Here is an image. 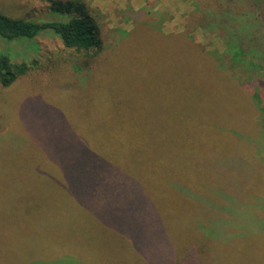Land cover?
Wrapping results in <instances>:
<instances>
[{
    "label": "rangeland",
    "instance_id": "374dc122",
    "mask_svg": "<svg viewBox=\"0 0 264 264\" xmlns=\"http://www.w3.org/2000/svg\"><path fill=\"white\" fill-rule=\"evenodd\" d=\"M53 1L0 0V12L34 22L80 14L74 5L69 12L55 9ZM72 2L82 3L85 13L95 16L105 45L119 42L128 34L127 44L121 49L119 45L108 49L110 67L106 65L105 69L96 62V67L81 68V54L64 47L48 29L32 39L0 37V55L29 65L9 85L0 84V151L24 157L22 160L31 166L36 162L53 165L43 155L50 149L55 150L52 154L57 162L90 164L96 163L93 149L104 145L99 140H113L111 136L116 134L117 141L109 146L125 148L124 157L159 191L166 216L184 210L173 198L177 194L170 183L178 181L186 187L193 179L185 146L190 149L206 143L205 127L211 128L208 123L215 117L238 125L243 115L240 101L230 90L232 82L218 70L207 69V62L176 44L180 35L159 38L147 29L133 28L141 17L151 26L157 25L161 33H180L188 24L187 12L192 3ZM235 4L241 7L239 2ZM249 6V0H242L243 9ZM191 34L205 50L221 45L218 36L203 27H196ZM53 177L58 185L55 191L11 193L9 188L8 195L0 185V264H166L172 240L189 235L185 223L177 222L171 228L164 218L159 223L153 212L109 206L114 199L110 196L98 197V208L91 202L90 207L63 213L66 206L57 195L62 191L58 183L61 178L58 174ZM255 189L263 191L264 180L248 179L242 193L237 194L247 200ZM197 194L206 195L202 186ZM226 194L234 195L231 191ZM201 209L205 214L203 204ZM185 212L190 217V210L186 208ZM261 217L264 219V215ZM135 228L139 231L135 238L120 239ZM211 230L220 238L226 236L227 228ZM258 230L253 236L229 235L228 241L233 242L226 250L217 251L210 264H264V229ZM205 239L197 242L207 248L212 238ZM190 240L177 242L190 248ZM139 241L147 248L145 255L131 248ZM181 247L177 245L176 254L182 253Z\"/></svg>",
    "mask_w": 264,
    "mask_h": 264
},
{
    "label": "trees",
    "instance_id": "16d2710c",
    "mask_svg": "<svg viewBox=\"0 0 264 264\" xmlns=\"http://www.w3.org/2000/svg\"><path fill=\"white\" fill-rule=\"evenodd\" d=\"M72 1L52 2L55 9L63 12H69L73 5L79 10L80 14L67 16L64 20L34 22L0 12V37L8 40L18 37L32 39L48 29L60 38L64 47L73 48L85 57L83 60L80 55L81 68L96 67L98 62L106 69V65H109L106 60L108 49L115 45L121 49V45L127 44L128 34L118 43L105 45L101 37V24L93 14L85 13L82 3ZM189 1L192 4L187 12L188 24L180 33H161L157 25L155 28L147 22L148 19L141 17L133 30L147 29V32L159 34V38L180 35L176 40L179 47L200 57L207 62L204 65L210 66L207 69L218 70L233 83L230 90L239 99L243 115L239 117L238 125L217 117L207 120L211 127H205L207 132L203 134L207 142L193 145L190 149L185 146L193 179L186 187L178 181L170 183L177 194L173 198L185 209L166 216L159 191L124 157L122 152L125 148L116 150L109 146L117 141L116 134H112L113 140L109 139L110 142L99 140L104 145H99L100 149H93L92 159L96 163L90 164L57 162L52 154L55 150L50 149L49 153L43 155L53 165L36 162L32 167L22 160L24 157L11 156L5 151L2 154L0 151V185L5 188L6 194H10L9 188L11 193L55 191L58 185L53 175L58 174L62 191L57 195L63 201L62 206H66L63 213L72 214L76 208L90 207L91 202L98 208L100 205L96 199L110 196L114 199L109 206L116 209L153 212L159 223L164 218L170 222L171 228L177 222L185 223L189 235L184 239L176 236L172 240V252L166 258V264H210L211 257L217 251L226 250L225 247L233 242L228 241L229 235L253 236L258 229H264V219L261 217L264 215V198H260L264 190H253V196L247 200L242 198V194H237L238 191L242 193L248 179L264 180V133L260 134L261 127L264 129V1L261 4V0H249L247 9L242 8V0ZM237 2L241 4L240 8L235 4ZM196 27L213 32L221 45L210 50L203 49L191 34ZM28 69L26 62H13L8 56L0 55V84L9 85ZM60 155L65 158L64 154ZM200 186L205 196L197 194ZM229 191L234 195L226 194ZM202 204L206 207L205 214L201 209ZM186 208L190 210V217L185 212ZM212 228L220 231L227 228L226 236L220 238L218 233L212 232ZM135 232H139L138 229L122 234L120 239L135 238ZM205 237L212 238L211 242L208 240L207 248L197 242L207 240ZM188 239L192 242L190 248L177 242ZM134 244L131 247L133 251L137 250L143 255L147 253V248L140 241ZM178 244L182 246L181 254L175 253L179 251Z\"/></svg>",
    "mask_w": 264,
    "mask_h": 264
}]
</instances>
